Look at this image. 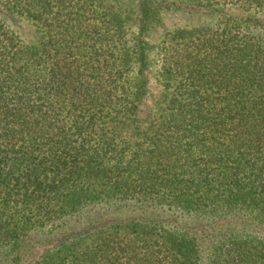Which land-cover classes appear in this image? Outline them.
<instances>
[{"label": "trees", "instance_id": "1", "mask_svg": "<svg viewBox=\"0 0 264 264\" xmlns=\"http://www.w3.org/2000/svg\"><path fill=\"white\" fill-rule=\"evenodd\" d=\"M138 2L133 35L124 0H0V264L32 231L125 205L206 220V255L201 228L107 219L23 264H264V0ZM170 11L217 19L169 30Z\"/></svg>", "mask_w": 264, "mask_h": 264}, {"label": "rangeland", "instance_id": "2", "mask_svg": "<svg viewBox=\"0 0 264 264\" xmlns=\"http://www.w3.org/2000/svg\"><path fill=\"white\" fill-rule=\"evenodd\" d=\"M126 4L130 7L128 9L129 14L132 13L133 21L131 22V31L133 35L137 33V24L139 20V2L138 0H124ZM238 14V12L234 13ZM164 28L172 29L175 26L184 25H198L205 22L209 23L217 19V15L205 16L200 14L189 13L187 11L178 12H167L163 16ZM264 23V18L262 19ZM15 29L22 39L29 40L33 37V29L30 25L24 21L16 20ZM164 30L160 26H154L150 29L148 42L150 44H155L159 40V37ZM155 57V52L151 53L149 56V90L146 99V108L153 110L155 103L162 94L163 87L161 80L158 75V64ZM128 218H141L146 220H158L163 221L165 225L173 227L176 224L184 228H201L200 244L204 250V256L206 255V250L208 248V237L210 236L211 229L207 225L206 220L195 219L190 216L182 215L181 213L168 209L167 207H154V206H121L119 208L112 207H95L89 208L82 213L80 219H73L68 225L63 227L53 228L51 226L41 229L39 231H32L29 237L30 245L32 249H26V257L22 259V264L29 262L30 259L39 254L38 250L42 247L57 241L62 237L77 232L80 229L88 226L90 223H95L98 221L109 220V219H128ZM33 252V254L31 253Z\"/></svg>", "mask_w": 264, "mask_h": 264}]
</instances>
